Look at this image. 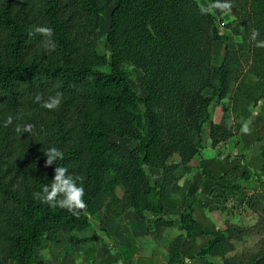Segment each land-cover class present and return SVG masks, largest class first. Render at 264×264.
Segmentation results:
<instances>
[{"label": "trees", "instance_id": "trees-1", "mask_svg": "<svg viewBox=\"0 0 264 264\" xmlns=\"http://www.w3.org/2000/svg\"><path fill=\"white\" fill-rule=\"evenodd\" d=\"M205 1L207 7L197 0H0V251L6 261L43 264L36 252L48 231H84L89 215L104 210L113 218L131 214L151 241L174 224L165 211L180 212L185 236H211L197 255L203 264H264V201H245L258 217L253 227L226 224L208 234L190 204L173 195L183 166L203 149L210 46L222 40L216 21L227 12L247 27L248 51L239 55L243 71L230 70L226 59L219 66L218 97L230 105L209 126L211 146L233 138L250 108L264 105V0ZM110 4L116 7L103 73L91 59L99 18ZM130 69L141 75L143 99L128 83ZM111 134L134 142L128 157L120 156ZM257 151L264 177V145ZM146 169L159 170L161 182L145 194ZM255 176L245 171L240 181ZM255 232L256 252L228 256L232 241ZM182 239L169 245L166 264H180Z\"/></svg>", "mask_w": 264, "mask_h": 264}, {"label": "rangeland", "instance_id": "rangeland-1", "mask_svg": "<svg viewBox=\"0 0 264 264\" xmlns=\"http://www.w3.org/2000/svg\"><path fill=\"white\" fill-rule=\"evenodd\" d=\"M200 6L207 7V3L205 0H197ZM115 4H110L106 7V9L101 14V17L98 21V28H97V36L94 40V57L91 59V63L93 65V68L95 70H98L103 73H108L109 68L106 65H103V62H101L100 59L107 57L110 52L111 48L108 43V35H109V28L111 23V16L113 14V11L115 9ZM234 17L231 14V12H227L223 16L222 21H216V30L222 36V40L220 42H214L210 46L211 52H212V75L210 79L211 87L207 89L204 92V97L208 99L209 102V108L206 115V124L203 128L202 132V141H203V149L201 152L195 156L196 162L191 166L192 170H201L198 169L204 160L206 154L205 150L212 151V153L216 154L217 151H215V148L221 144H224L226 142H222L216 147H212L210 140L208 138L209 133V126L212 123L214 110L216 108V104L219 103V101H224L225 104L223 105L222 115L227 107L230 105V101L228 99H220L218 97L217 89L219 87V78H218V69L219 66L223 63V59H226V66L235 72H240V40L241 37L245 35V32H247V40H248V30L246 28H243L238 23H234ZM242 63V62H241ZM243 65V63H242ZM244 67V65H243ZM245 69V67H244ZM140 73L135 69H130L128 73V83L131 86L132 90L140 97L141 99L145 98V92L141 88L139 80H140ZM140 113L143 115V109L140 107ZM220 116V120L221 117ZM220 122V121H219ZM218 122V123H219ZM216 123V124H218ZM240 132V131H239ZM239 132L234 136L236 137ZM233 137V138H234ZM231 138V139H233ZM110 139L112 143L120 149V156L122 157H128L133 149L135 148L134 142H132L129 139L120 137L117 134H111ZM230 139V140H231ZM234 143V142H232ZM207 146H204V145ZM222 154H226V151H223ZM208 155V154H207ZM212 155V154H211ZM213 156V155H212ZM216 158V156L214 157ZM172 163L177 164L178 158L175 156L172 160ZM192 162V161H191ZM191 162L183 166V174L181 178L175 183L180 185H185L186 181L190 180L189 182L193 183V177L192 174L188 177L187 173L184 170V167L189 165ZM147 172V181L144 185V193H147L148 188H158L161 182V172L159 170L155 169H146ZM192 172V171H191ZM198 173V172H195ZM226 175L225 177H227ZM222 178L213 179V184L215 185L212 189H210V192L207 194H203V198L210 203H212L211 208V221H213V227L209 230L211 232H208L201 228V230L208 234H213L217 230H221L225 228L226 224H233L238 227H243L244 229H248L253 227L257 222V215H255L245 204V201L248 197H254L258 201H264V177L259 176L258 174L251 179V181L245 183H241L240 179H230L229 184H219L218 181H220ZM233 184H243L246 188L244 191V194H235L231 192L227 187ZM188 185V184H187ZM175 186V185H174ZM174 186H173V195L180 200L181 203H186L188 206L190 200L194 202L196 200L194 192L192 195L188 194L189 202L187 200H182L176 193L174 192ZM198 193L202 192L203 187L202 185L198 184ZM148 200L150 202H154V199L149 196ZM144 205V204H143ZM165 215L167 219L173 220L174 224L171 227H166L163 229V233L160 239L157 241H151V244L157 249L159 254L166 260L167 258V249L169 245L176 239H179L182 237L180 249H179V259L180 264H182V260L184 259V256L190 257L189 255L182 252V246L186 239L191 238L194 234L197 235V238L202 239L208 237L209 240H211V236L204 235L200 232H194L191 236H185L183 232L179 230V216L180 212L175 211H165ZM192 215L193 212L191 211ZM106 213L104 210H101L96 215H89V226L81 232H73L70 234H66L61 230L55 229L52 231H48L46 234V238L43 241V244L41 247L44 246V242H46L48 236L51 235V233H57L59 234V238L63 240L64 244H76L80 245L82 243H74L70 240L71 237H75L77 239H83V240H92L95 241L94 243L98 248H104L108 243H111V239L109 234L106 230L102 229V226L98 227V225H101V221L106 217ZM194 217V215H193ZM195 219V217H194ZM104 221V220H103ZM196 221V220H195ZM140 223V222H139ZM96 227V229H94ZM56 235V234H55ZM54 239V242L56 245H58L59 241H57L56 236H52ZM86 237V238H85ZM204 240V239H203ZM208 242L195 254L193 255L198 260L200 258L197 256L199 252L208 244ZM259 243V236L255 233L249 234L246 239L243 242L239 241H232V252L228 254V256L233 255L234 253L240 254V253H254L257 251V245ZM1 247V245H0ZM40 247V248H41ZM4 249V248H3ZM3 249L0 251V262L1 264H15L12 261H6L5 260V254L3 253ZM163 252V253H162ZM38 251L36 252L37 255ZM112 253V252H111ZM114 255V254H111ZM38 256V255H37ZM39 257V256H38ZM209 260L212 263H217L218 259L215 257L209 258ZM203 261V260H202ZM204 262V261H203ZM203 262L201 264H203Z\"/></svg>", "mask_w": 264, "mask_h": 264}, {"label": "crops", "instance_id": "crops-1", "mask_svg": "<svg viewBox=\"0 0 264 264\" xmlns=\"http://www.w3.org/2000/svg\"><path fill=\"white\" fill-rule=\"evenodd\" d=\"M247 51L248 40L247 32H245L240 40V53ZM243 70L244 67L240 61V71ZM224 104L225 100L216 104L212 123L216 124L220 121ZM260 145H264V105L262 103L250 108V117L244 121L239 134L228 142L217 146L216 154L208 151V148L204 151L206 154L204 160L199 158L202 163L198 169L201 170L191 169L196 158L184 167L188 177L192 174L193 183L191 184L188 180L185 185L175 184L174 192L182 200L188 202L189 192L191 195L193 192L197 193L196 200L194 202L190 200L189 204L200 228L211 232L209 230L213 227V221L210 220L212 203L203 198V194H207L215 186L213 179L224 177L218 183L225 185L230 183V179H240L245 171L252 175H260L263 166L262 157L257 151ZM223 151H226V154H222ZM215 156L216 158H214ZM226 175L228 176L225 177ZM198 184L203 187L201 193L197 191ZM103 220L98 227L102 226L111 239V243H108L106 247L98 248L95 241L92 240H86L80 245L64 244L63 240L59 238V234L51 233L44 242V246L38 250L37 255L43 264H166V260L159 254L160 251L155 249L150 240H146L145 226L136 221L131 214H125L120 218L106 216ZM52 236L57 237L58 245L55 244ZM208 240V237L199 239L195 234L186 239L182 246V252L190 257L184 256L182 264H201V260L193 255Z\"/></svg>", "mask_w": 264, "mask_h": 264}]
</instances>
